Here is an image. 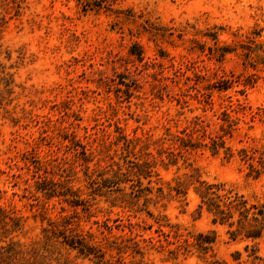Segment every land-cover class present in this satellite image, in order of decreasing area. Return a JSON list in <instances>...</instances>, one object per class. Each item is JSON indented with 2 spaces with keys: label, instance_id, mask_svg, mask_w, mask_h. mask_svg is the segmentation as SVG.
I'll return each instance as SVG.
<instances>
[{
  "label": "rangeland",
  "instance_id": "obj_1",
  "mask_svg": "<svg viewBox=\"0 0 264 264\" xmlns=\"http://www.w3.org/2000/svg\"><path fill=\"white\" fill-rule=\"evenodd\" d=\"M85 1L0 0V206L23 218V229L13 235L30 251L23 264H94L62 240L48 241L44 230L67 217L75 232H92L101 242L95 222L109 218L113 224L122 212L101 203L89 217L36 194L34 176L43 172L28 170L26 157L38 158L56 181L60 174L69 175L70 186L88 198L82 157L66 147L65 133L75 132L88 149L93 146L94 168L98 158L111 160L95 151L100 147L94 139H84L85 128L110 144L115 127L108 125L119 121L129 138L149 137L153 144L167 128L180 134L201 117L207 134L224 136L235 157L203 149L168 165L156 145L151 149L158 175L154 185L167 190L178 179L197 175L226 183L251 202H264V176L248 177L237 155L242 148H264V114L252 118L264 110V0H91L101 7H86ZM123 82L130 85L131 98ZM238 103L247 106L246 112ZM225 110L241 119L232 135L219 128L218 116ZM110 150L106 153L115 156L116 147ZM194 188L186 201L167 199L150 209L190 231L216 232V259L238 264L233 254L240 252L247 264L245 246L252 243L232 242L227 229L214 226L207 213L195 220L199 198ZM258 248L264 259V239ZM122 259L125 264H211L196 255L175 260L155 250Z\"/></svg>",
  "mask_w": 264,
  "mask_h": 264
},
{
  "label": "trees",
  "instance_id": "obj_2",
  "mask_svg": "<svg viewBox=\"0 0 264 264\" xmlns=\"http://www.w3.org/2000/svg\"><path fill=\"white\" fill-rule=\"evenodd\" d=\"M83 3L86 7L94 5L101 7V4L91 0ZM141 57L142 54H139L140 61ZM123 84L128 87L126 93L131 98L130 85L124 82ZM157 95H160V99H164L162 92ZM237 106L246 112L247 106L242 103H238ZM261 113L264 114V110L253 112L252 118L255 119ZM218 119L223 121L219 128L225 135H232L234 131H237V126L241 121L238 117L233 118L228 110L223 111ZM108 127H115V139L110 144L106 138H100V133L95 130L96 128H92L93 131L95 130L93 133L85 128L84 139L86 141L94 139L100 147V151L97 149L95 151L106 155L111 160L107 162L98 158L99 162L95 163L94 168L91 164L98 156L92 150L93 146L88 149V144L85 145L75 132L65 133L63 136L64 141L70 142L66 147L82 157L88 198H83L84 194L81 189L75 190L70 186L69 175L60 174V180L56 181L55 176H49L46 165L32 156L33 153L32 157L24 158L28 170H32L31 167H33L37 173L43 172V175L34 176L35 191L36 194H41L47 202L57 199L60 204H66L76 212L81 209L89 217L93 216L91 215L92 209L98 208L97 206L101 203L109 204L112 210L122 211L117 214V219L113 221V224L109 218L102 222H95L98 225V232L103 236L101 242H97L92 232H75L72 219L67 217L63 218L61 225L58 222H51L50 229L44 230L48 241L62 240L64 246L94 264H125L123 256L131 254L143 257L153 250L167 252L175 260L181 256L196 255L199 258L210 260L211 264H226L216 259L215 250L218 244L216 232L190 231L180 224H171L166 216L156 215L150 209L152 205L157 206L167 199L186 201L189 188L195 185V194L199 198L195 220L201 219L203 214L207 213L214 226L227 229V235L232 242L252 243V245L245 246L247 252L245 263H264L258 248L259 242L264 239V202H251L245 195L226 183L202 180L197 175H190L185 181L178 179L176 186L169 184L167 190L163 186L154 185L153 179L158 177L155 171L156 156L151 151L154 146L158 145L159 149L158 147L156 149L160 158L164 155L167 157L168 165H177L178 157L203 149H209L214 155L224 151L225 158L231 160L235 157V153L226 146L224 136L218 133L213 138L207 134V128L201 117H196L188 123L180 134H173L171 128H167L165 136L153 144L149 137L129 138L119 125V121L109 123ZM206 138L210 139L209 143L205 142ZM114 146L116 147L115 156L106 153ZM174 148L179 150L177 154L172 151ZM138 149L139 154L136 153ZM118 154L119 161L117 162L115 157ZM237 155L246 165L248 177L260 179L264 176V148H242ZM100 161L105 162L106 166H102ZM27 190L30 191L29 188ZM35 196L32 195V197ZM63 211L65 212L66 209L63 208ZM149 220L152 223H149ZM22 222L23 218L14 216L0 206V264H23V261L29 260L30 251L24 249L13 238L14 234L23 229ZM115 255L119 256V259L113 262ZM233 259L238 264H242V253L236 252L233 254Z\"/></svg>",
  "mask_w": 264,
  "mask_h": 264
}]
</instances>
